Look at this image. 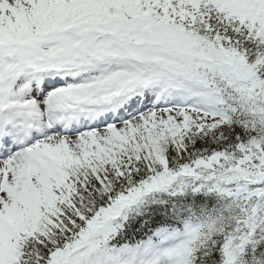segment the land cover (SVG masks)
Listing matches in <instances>:
<instances>
[{
  "label": "snow or ice",
  "instance_id": "1",
  "mask_svg": "<svg viewBox=\"0 0 264 264\" xmlns=\"http://www.w3.org/2000/svg\"><path fill=\"white\" fill-rule=\"evenodd\" d=\"M0 264H264V0H0Z\"/></svg>",
  "mask_w": 264,
  "mask_h": 264
}]
</instances>
